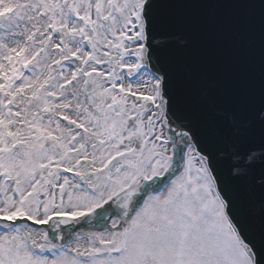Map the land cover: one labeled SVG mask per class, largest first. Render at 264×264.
<instances>
[{
  "label": "snow or ice",
  "instance_id": "snow-or-ice-1",
  "mask_svg": "<svg viewBox=\"0 0 264 264\" xmlns=\"http://www.w3.org/2000/svg\"><path fill=\"white\" fill-rule=\"evenodd\" d=\"M179 2L0 0V264H264V158L225 177L156 39Z\"/></svg>",
  "mask_w": 264,
  "mask_h": 264
},
{
  "label": "water",
  "instance_id": "water-1",
  "mask_svg": "<svg viewBox=\"0 0 264 264\" xmlns=\"http://www.w3.org/2000/svg\"><path fill=\"white\" fill-rule=\"evenodd\" d=\"M235 5L234 0H182L162 10L163 30L156 35L163 55L177 69L186 107L197 114L226 178L235 166L232 149L242 155L255 150L258 159L264 158V124L258 120L264 110V81L252 96L235 95L243 92L233 83L251 87L250 75L236 72L232 59L228 33L236 22Z\"/></svg>",
  "mask_w": 264,
  "mask_h": 264
}]
</instances>
